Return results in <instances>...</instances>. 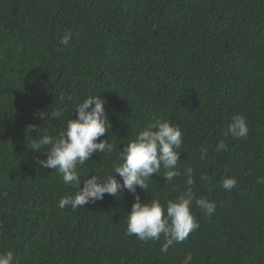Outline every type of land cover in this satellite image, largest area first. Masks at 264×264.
<instances>
[{"label":"trees","instance_id":"1","mask_svg":"<svg viewBox=\"0 0 264 264\" xmlns=\"http://www.w3.org/2000/svg\"><path fill=\"white\" fill-rule=\"evenodd\" d=\"M67 32L72 38L61 45ZM98 94L111 124L102 139L116 150L78 165L82 182L111 173L121 148L159 117L183 134L181 175L166 182L162 167L146 193L137 187L141 201L176 199L191 167L192 192L215 204L209 216L193 201L199 227L166 254L163 235L125 234L134 203L128 190L61 209V197L77 189L36 162L46 156L33 140L58 134L76 105ZM58 108L60 118L38 116ZM237 114L248 135L229 136L227 150L216 151ZM30 123L41 131L26 137ZM226 177L237 181L231 191L221 186ZM259 177L264 0H0V253L12 250L14 264H182L188 253L190 264H264Z\"/></svg>","mask_w":264,"mask_h":264},{"label":"clouds","instance_id":"2","mask_svg":"<svg viewBox=\"0 0 264 264\" xmlns=\"http://www.w3.org/2000/svg\"><path fill=\"white\" fill-rule=\"evenodd\" d=\"M71 38L72 33L67 32L59 43L67 45ZM105 103L99 94L88 95L76 105L75 118L66 119L58 134H45L34 139L32 149L42 151L46 156V159L37 157L36 162L43 168L57 170L65 185H72L77 189L74 196L61 197L58 201V207L61 209L71 206L74 210L103 199L105 194L117 196L123 190H128L134 196V203L126 217L125 234L135 235L141 241L159 240L163 235L164 242L160 251L166 254L170 246L184 241L199 227L191 211L193 201L195 200L196 206L209 216L215 211V204L203 196L196 197L192 192L191 167L184 170L189 187L176 199H170L163 205L157 199L147 203L141 201L137 187L146 193L149 188L148 181L152 180L153 174H159L162 167L166 182L181 175L177 165L180 161L181 152L178 150L183 142V134L179 126L159 117L140 129L135 138L121 148L116 157L119 163L113 166L111 173L95 174L82 182L77 170L78 165H84L94 153L110 155L116 150L115 144L109 143L108 139H102L111 128ZM38 116L42 120L46 117L53 120L62 117L63 110L58 108L51 112L40 111ZM40 131V126L30 123L25 127V136H32V133L37 135ZM248 132L246 117L241 114L233 116L223 132L224 139L217 142L215 150H227L225 140L229 136L245 138ZM207 155L208 149L202 148L200 159H205ZM114 173L119 175L122 182ZM201 179L206 180L207 177L202 176ZM236 183L235 178L226 177L221 181V186L226 191H231ZM257 183L264 184V177H259ZM14 259L12 250L0 253V264H14ZM192 259V254L188 253L182 264H190Z\"/></svg>","mask_w":264,"mask_h":264}]
</instances>
